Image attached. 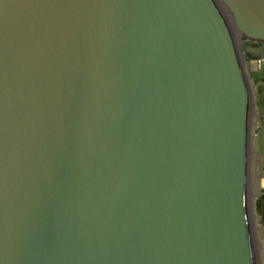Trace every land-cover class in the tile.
<instances>
[{
  "label": "water",
  "instance_id": "obj_1",
  "mask_svg": "<svg viewBox=\"0 0 264 264\" xmlns=\"http://www.w3.org/2000/svg\"><path fill=\"white\" fill-rule=\"evenodd\" d=\"M242 35L264 0H0V264H256Z\"/></svg>",
  "mask_w": 264,
  "mask_h": 264
},
{
  "label": "rangeland",
  "instance_id": "obj_2",
  "mask_svg": "<svg viewBox=\"0 0 264 264\" xmlns=\"http://www.w3.org/2000/svg\"><path fill=\"white\" fill-rule=\"evenodd\" d=\"M249 95L247 191L256 264H264V70L249 60L260 50H251L242 37L236 38ZM256 50V51H255Z\"/></svg>",
  "mask_w": 264,
  "mask_h": 264
},
{
  "label": "built area",
  "instance_id": "obj_3",
  "mask_svg": "<svg viewBox=\"0 0 264 264\" xmlns=\"http://www.w3.org/2000/svg\"><path fill=\"white\" fill-rule=\"evenodd\" d=\"M244 40L251 50H260L259 52H257V55L255 57H252V59L249 60V62L254 67L264 70V40H253L248 38Z\"/></svg>",
  "mask_w": 264,
  "mask_h": 264
},
{
  "label": "trees",
  "instance_id": "obj_4",
  "mask_svg": "<svg viewBox=\"0 0 264 264\" xmlns=\"http://www.w3.org/2000/svg\"><path fill=\"white\" fill-rule=\"evenodd\" d=\"M241 37H242V39H246V38H247V37H245V36H243V35H242ZM251 55H252L253 57L256 56V54H252V53H251Z\"/></svg>",
  "mask_w": 264,
  "mask_h": 264
},
{
  "label": "bare ground",
  "instance_id": "obj_5",
  "mask_svg": "<svg viewBox=\"0 0 264 264\" xmlns=\"http://www.w3.org/2000/svg\"><path fill=\"white\" fill-rule=\"evenodd\" d=\"M236 39V38H235ZM263 185H264V183H263Z\"/></svg>",
  "mask_w": 264,
  "mask_h": 264
}]
</instances>
